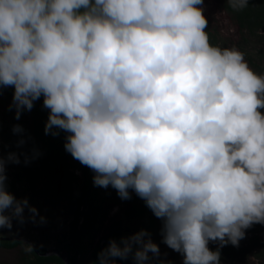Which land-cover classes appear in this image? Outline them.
<instances>
[{
    "label": "clouds",
    "instance_id": "obj_1",
    "mask_svg": "<svg viewBox=\"0 0 264 264\" xmlns=\"http://www.w3.org/2000/svg\"><path fill=\"white\" fill-rule=\"evenodd\" d=\"M207 23L203 0H0V86L15 118L42 97L45 133H66L94 185L142 199L182 264H220V247L264 224V74L211 44ZM19 162L0 155V228L37 211L7 188ZM129 257L159 258L147 229L110 238L93 264Z\"/></svg>",
    "mask_w": 264,
    "mask_h": 264
},
{
    "label": "rangeland",
    "instance_id": "obj_2",
    "mask_svg": "<svg viewBox=\"0 0 264 264\" xmlns=\"http://www.w3.org/2000/svg\"><path fill=\"white\" fill-rule=\"evenodd\" d=\"M203 14L207 18L208 29L214 32L215 45L238 48L244 54L249 67L258 74H264V38L261 36L264 32L249 34L240 31L229 12L223 8L222 0H203ZM10 88L11 86H0V155L13 151L20 155L19 163L7 164L6 174L10 181H14L11 183H15L12 188L14 196L18 199L26 197L28 203L37 211L35 216H32L25 208L22 223L13 219L11 229L0 228V237L22 241L14 248L0 247V264H24L20 261L23 252H29L33 245L45 247L51 253L53 251L63 253V248L69 241L72 214L68 194L59 193L55 181L50 179L43 167L37 163L35 143L30 134L31 110L22 111L17 119L14 110L9 107L12 99ZM16 124L23 127V133L17 134L12 131L13 125ZM6 129L11 132V137L16 138L13 140L15 141L13 147L8 135H3L6 134ZM21 138L25 142L18 146L17 141ZM22 153L28 155L27 163L24 162ZM108 191L110 193L107 199L96 214L97 225L93 233L85 239L84 248L77 256V264H91L92 248L113 229L133 233L141 228L147 229L151 233V238L159 245L160 259L171 261V264H182L181 255L162 242L159 219L153 214L126 219L123 213V200L114 188L109 187ZM117 198L119 203L110 205ZM250 228V231H247L248 228L245 229L244 237L234 246L241 247L242 251L229 258L220 254V264H264V224L254 223ZM217 246L218 244L212 246L211 241L208 244L211 249Z\"/></svg>",
    "mask_w": 264,
    "mask_h": 264
},
{
    "label": "trees",
    "instance_id": "obj_3",
    "mask_svg": "<svg viewBox=\"0 0 264 264\" xmlns=\"http://www.w3.org/2000/svg\"><path fill=\"white\" fill-rule=\"evenodd\" d=\"M222 6L229 12L233 20L236 22L240 31H246L249 34L256 32H264V0H248L245 8L235 10L229 6L228 0H222ZM208 34L209 42L215 45V35L208 27L205 29ZM264 38V34H261ZM12 93L13 89L10 88ZM264 111V110H262ZM32 128L30 131L31 138L35 143V152H37V163L43 167L50 179L55 181L59 193H67L69 207L72 214V221L70 225L69 241L65 244L63 252L67 253L69 264H77V256L84 248V241L94 231L97 225V216L101 210L102 203L109 195L108 188L100 187L93 184V171L87 166L82 165L78 160L74 159L71 154L65 151L63 144L66 133L59 131L57 135L51 133L46 134L44 131V124L47 119L48 109L42 107V97L33 103L31 108ZM8 135L12 147L15 146L11 137V132L5 130ZM10 134V135H9ZM18 139V138H17ZM13 142V143H12ZM39 154V155H38ZM7 188L12 193V188L15 185L13 180L8 179ZM131 194L130 199H122L124 202L123 213L126 219H132L143 216H150L152 212L146 207L144 201L140 199L134 192L129 190ZM119 203L118 198L113 200L110 205ZM250 227L247 231H250ZM131 234L122 229H113L110 233L105 235L92 248L91 264L97 259V253L108 244L110 238L119 239L121 236ZM105 239L101 246L102 240ZM22 243L18 239H0V247L14 248ZM211 244H218V242L211 241ZM257 243L255 242L254 245ZM36 251L33 247L29 252H23L20 261L24 264H66L61 253H53L45 255L47 249L45 247L37 246ZM217 248V247H216ZM242 248H235L232 244H226L219 248L220 254L229 258L236 252L242 251ZM158 258L154 264H159ZM119 264H132L131 258L120 261Z\"/></svg>",
    "mask_w": 264,
    "mask_h": 264
},
{
    "label": "water",
    "instance_id": "obj_4",
    "mask_svg": "<svg viewBox=\"0 0 264 264\" xmlns=\"http://www.w3.org/2000/svg\"><path fill=\"white\" fill-rule=\"evenodd\" d=\"M2 238H7V237H0V239H2ZM104 241H105V239L102 240V242H101V246H102V244H103ZM108 242H109V241H108ZM33 248H34L36 251H38V250H37L38 248H37L35 245H33ZM53 253H59V251H53L52 253L46 251V252L43 253V254L48 255V254H53ZM61 255L64 257L66 264H69V263H68V259H67V253H66V252H63Z\"/></svg>",
    "mask_w": 264,
    "mask_h": 264
}]
</instances>
